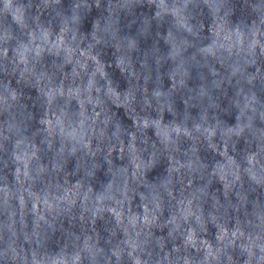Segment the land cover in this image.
<instances>
[{"label":"clouds","instance_id":"1","mask_svg":"<svg viewBox=\"0 0 264 264\" xmlns=\"http://www.w3.org/2000/svg\"><path fill=\"white\" fill-rule=\"evenodd\" d=\"M0 264H264V0H0Z\"/></svg>","mask_w":264,"mask_h":264}]
</instances>
